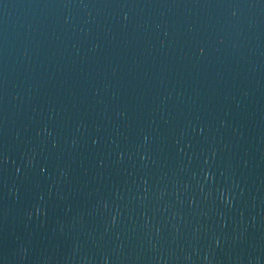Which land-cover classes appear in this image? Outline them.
<instances>
[{
  "label": "water",
  "instance_id": "water-1",
  "mask_svg": "<svg viewBox=\"0 0 264 264\" xmlns=\"http://www.w3.org/2000/svg\"><path fill=\"white\" fill-rule=\"evenodd\" d=\"M0 264H264V0H0Z\"/></svg>",
  "mask_w": 264,
  "mask_h": 264
}]
</instances>
